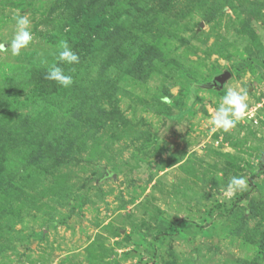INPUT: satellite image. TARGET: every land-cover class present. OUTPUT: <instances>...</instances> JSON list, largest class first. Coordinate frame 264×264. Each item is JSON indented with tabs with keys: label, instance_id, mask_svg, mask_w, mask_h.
<instances>
[{
	"label": "rangeland",
	"instance_id": "1",
	"mask_svg": "<svg viewBox=\"0 0 264 264\" xmlns=\"http://www.w3.org/2000/svg\"><path fill=\"white\" fill-rule=\"evenodd\" d=\"M25 14L29 47L0 51V264H264V0H0L5 48ZM225 86L249 113L213 131Z\"/></svg>",
	"mask_w": 264,
	"mask_h": 264
},
{
	"label": "clouds",
	"instance_id": "2",
	"mask_svg": "<svg viewBox=\"0 0 264 264\" xmlns=\"http://www.w3.org/2000/svg\"><path fill=\"white\" fill-rule=\"evenodd\" d=\"M15 30L5 48V44H0V51H10L13 57L21 55L22 50L29 47L33 40V33L30 30V20L28 16L19 15L14 17ZM56 61L68 65L78 64L79 56L69 47L66 41H62L53 53ZM49 81H53L58 85L68 88L74 83L73 76L66 74L64 69L58 66V63H52L45 77ZM225 94L221 97L219 106L215 110L214 116L209 123L214 125L213 131L222 130L229 132L235 129L237 125L246 120L249 113V92L247 89L237 90L232 87H224ZM162 102L169 103L168 97H162ZM248 188V180L243 176H233L228 183V194L232 195L236 191H246Z\"/></svg>",
	"mask_w": 264,
	"mask_h": 264
},
{
	"label": "trees",
	"instance_id": "3",
	"mask_svg": "<svg viewBox=\"0 0 264 264\" xmlns=\"http://www.w3.org/2000/svg\"><path fill=\"white\" fill-rule=\"evenodd\" d=\"M258 178L257 176L254 177V179Z\"/></svg>",
	"mask_w": 264,
	"mask_h": 264
}]
</instances>
